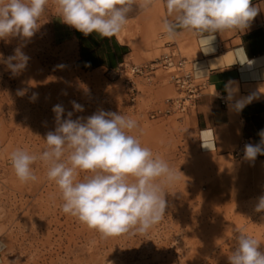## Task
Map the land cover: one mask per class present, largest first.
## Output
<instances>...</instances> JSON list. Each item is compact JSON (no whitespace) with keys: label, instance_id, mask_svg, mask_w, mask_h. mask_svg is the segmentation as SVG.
Instances as JSON below:
<instances>
[{"label":"rangeland","instance_id":"obj_1","mask_svg":"<svg viewBox=\"0 0 264 264\" xmlns=\"http://www.w3.org/2000/svg\"><path fill=\"white\" fill-rule=\"evenodd\" d=\"M41 23L30 40L0 39V238L6 244L0 264H229L241 231L260 241L264 252V212L254 210L264 195V169L244 157L200 153L185 115L151 118L152 110L176 95L162 70L149 79L135 77L132 100L125 76L75 69L72 27L57 15L54 0ZM146 29L127 23L117 35L139 46L136 65L161 53L158 33ZM18 47L29 59L14 74L6 61ZM57 104L64 108L61 119L68 112L75 120L104 110L136 120L138 128L130 134L176 170L179 179L165 186V216L146 234L103 238L63 213L59 189L46 178L41 161L33 165L35 182L16 177L11 152L19 148L39 154L47 147L46 134L57 127ZM86 175L91 173L81 172L78 179Z\"/></svg>","mask_w":264,"mask_h":264},{"label":"clouds","instance_id":"obj_2","mask_svg":"<svg viewBox=\"0 0 264 264\" xmlns=\"http://www.w3.org/2000/svg\"><path fill=\"white\" fill-rule=\"evenodd\" d=\"M48 2L0 0V39L30 40L42 25ZM54 2L64 24L84 36L95 33L111 38L124 30L134 6L148 11L154 0ZM164 4L167 16L171 17L162 21L167 39L176 40L187 31L211 51L216 33L243 32L260 11L252 5V0H164ZM28 59L18 47L6 64L16 74L26 68ZM251 99L237 101L236 109L242 110ZM72 104L77 111H83L77 102ZM53 112L57 127L46 134L47 147L42 152L30 154L19 148L11 152L9 159L16 177L22 183L35 182L38 177L33 165L41 161L46 167V178L59 189L62 212L98 231L103 238L146 234L161 222L167 208L165 186L175 183L179 176L167 161L130 134L138 128V122L104 110L75 120L71 118L72 112H68V118L61 119L64 108L59 104L53 107ZM259 135V144L244 146L245 160L255 161L258 155H264V131ZM81 172L91 175L78 179ZM254 210L264 212V195L258 198ZM236 241L228 256L229 264H264L260 241L243 231L238 233ZM5 249V242L0 240V251Z\"/></svg>","mask_w":264,"mask_h":264},{"label":"crops","instance_id":"obj_3","mask_svg":"<svg viewBox=\"0 0 264 264\" xmlns=\"http://www.w3.org/2000/svg\"><path fill=\"white\" fill-rule=\"evenodd\" d=\"M252 5L260 11L250 27L243 32L216 33L212 51L187 31L176 40L167 39L162 21L171 17L167 16L164 0H154L148 11L134 6L136 10L129 13L128 24L137 22L143 32L147 26L149 33H158L160 54L176 48L189 61L202 89L195 109L185 114L184 121L198 151L215 158L233 156L239 145L243 148L240 158L244 157V146L259 144V133L264 131V0H252ZM69 38L75 69L81 72L112 71L126 61L134 64L139 54V46H131L128 37L84 36L71 28ZM248 97H252L251 102L237 110L236 102ZM250 162L264 169V155Z\"/></svg>","mask_w":264,"mask_h":264},{"label":"built area","instance_id":"obj_4","mask_svg":"<svg viewBox=\"0 0 264 264\" xmlns=\"http://www.w3.org/2000/svg\"><path fill=\"white\" fill-rule=\"evenodd\" d=\"M159 69L165 73V77L173 86L176 95L166 98L161 107L151 111L150 117L172 114L181 116L195 109L202 84L194 77L189 61L183 55H180L176 48L168 49L157 58L141 65L123 62L112 71H115L120 76H125L126 84L133 100L135 91L134 78L141 76L149 79ZM232 154L235 157H240L243 154L242 145H239Z\"/></svg>","mask_w":264,"mask_h":264}]
</instances>
